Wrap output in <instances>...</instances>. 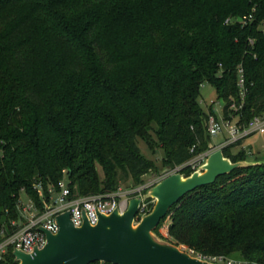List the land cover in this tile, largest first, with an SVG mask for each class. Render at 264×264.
<instances>
[{"label": "trees", "instance_id": "1", "mask_svg": "<svg viewBox=\"0 0 264 264\" xmlns=\"http://www.w3.org/2000/svg\"><path fill=\"white\" fill-rule=\"evenodd\" d=\"M239 66L246 93L230 111ZM204 82L239 126L264 113V0H0V231L20 218L21 190L42 210L63 170L70 197L160 174L139 138L189 176L210 149ZM233 146L223 155L244 159ZM167 214L169 236L194 254L264 264V162L219 175ZM0 264H17L11 250Z\"/></svg>", "mask_w": 264, "mask_h": 264}, {"label": "water", "instance_id": "2", "mask_svg": "<svg viewBox=\"0 0 264 264\" xmlns=\"http://www.w3.org/2000/svg\"><path fill=\"white\" fill-rule=\"evenodd\" d=\"M204 161L189 176L179 172L170 174L151 187L149 191L156 199L155 206L140 220L135 230H132V223L141 200L139 197L131 198L122 213L115 209L108 215L100 214L95 225L84 220L81 226L75 227L69 219V212H64L56 217L57 233L51 234L39 227L47 237L42 248H35L32 253L16 249L13 251L14 259L17 264H89L94 261L112 264H214L156 243L149 235L170 207L186 193L213 183L219 175L234 167L256 164L232 162L223 155L221 148L210 152ZM198 168L204 171H197Z\"/></svg>", "mask_w": 264, "mask_h": 264}, {"label": "built area", "instance_id": "3", "mask_svg": "<svg viewBox=\"0 0 264 264\" xmlns=\"http://www.w3.org/2000/svg\"><path fill=\"white\" fill-rule=\"evenodd\" d=\"M250 18V16L248 17ZM228 21V20H227ZM226 21V22H227ZM246 22V21H245ZM236 84L239 89L240 102L238 105L232 100L229 105L230 111H238L242 108L246 93L245 75L241 66L237 69ZM206 130L210 137H215L226 130L228 137L219 147H213L201 153L198 158L204 161L206 156L217 148L236 144L240 139L246 138L255 133L264 132V113L254 115L246 124L239 126L236 117L224 118L222 122L214 114H209L206 119ZM64 177L58 182V196L55 199L49 198L48 202H44L43 209L39 210L32 200L18 205L20 218L18 221H11L13 230L1 229L0 235V259L8 252V250H20L24 253H32L35 248H42L47 241L44 228L51 234L57 233L59 225L56 217L64 212H69V219L73 226L79 227L86 220L90 225L98 222L99 215H108L115 209L123 212L128 207V202L132 198L141 197L142 186L137 185L130 189H122L118 186L116 190L107 193L93 194L83 197H70V189L68 187V179L66 172L63 170ZM41 195V190L39 189ZM51 189H49V192ZM146 203L141 199L137 213L143 212ZM197 257L206 259L219 264H252L247 261L227 259L224 256H202Z\"/></svg>", "mask_w": 264, "mask_h": 264}, {"label": "rangeland", "instance_id": "4", "mask_svg": "<svg viewBox=\"0 0 264 264\" xmlns=\"http://www.w3.org/2000/svg\"><path fill=\"white\" fill-rule=\"evenodd\" d=\"M199 105L200 108L204 113H207L209 111V106L212 107L213 113L217 116V118L222 122L223 119V107L225 105L224 100L221 98H218L216 95L215 88L208 82H204L200 87V97H199ZM156 127V126H155ZM154 136V135H153ZM224 137H228V134L226 130H223V132L215 137H210V143L212 145H216L219 143L221 139ZM155 139V136H154ZM244 146L238 147L232 149L233 153H236L239 150H242L244 153V159L240 161H246V162H253L256 158H261L264 161V133H255L245 138L244 140ZM138 147L140 149L141 154L153 161L160 169V174H147L143 177L144 182L143 184H140L142 186L141 190V197L146 203V206L144 208L143 212L136 213L133 223H132V230H135L137 225L139 224L140 220L149 212H151L155 206L156 199L152 195V193L149 191L151 187H153L157 182L162 180L164 177L177 173V169H169L167 166H162L163 159L165 157V150L162 146L159 144L155 146L154 149H151L145 140L139 138L138 139ZM205 160V159H204ZM205 161H203L204 163ZM98 171L101 174V169L98 167ZM197 171L203 172V169L198 168ZM122 189H130L131 187H135L131 185L129 182L123 183L120 185ZM41 189V188H40ZM58 191L55 188H51L50 191V197L52 199L57 198ZM132 198H135V195L132 194ZM29 197L26 194L25 191L21 190L19 193V204L28 202ZM2 219V218H0ZM1 221V220H0ZM2 223V221H1ZM170 223V214L165 215V218L162 220V222L159 224L156 232L154 230L149 232V235L151 239L159 244L171 246L174 248L179 249L182 252H185L189 254L191 257H197V254L193 253L192 249H189L183 244H176L172 238L168 234V226ZM2 225V224H1ZM2 227V226H1ZM199 258V257H198ZM227 259H235L240 261H245L242 259H236L233 257H227ZM209 261V260H207ZM211 263H214L212 261H209ZM248 262V261H247ZM219 264V263H214Z\"/></svg>", "mask_w": 264, "mask_h": 264}, {"label": "crops", "instance_id": "5", "mask_svg": "<svg viewBox=\"0 0 264 264\" xmlns=\"http://www.w3.org/2000/svg\"><path fill=\"white\" fill-rule=\"evenodd\" d=\"M217 117V116H216ZM223 117H224V115H223ZM264 133V132H263ZM225 138L226 137H224L223 139H221L220 141H219V143L218 144H216V145H212L211 143H210V145H212L213 147H219L223 142H224V140H225ZM244 140H245V138H243V139H240L236 144H235V146H233V148L232 149H234V148H238V147H243L244 145ZM246 162V161H245ZM257 162H264L261 158H256L255 159V161H253V162H247V163H257Z\"/></svg>", "mask_w": 264, "mask_h": 264}]
</instances>
